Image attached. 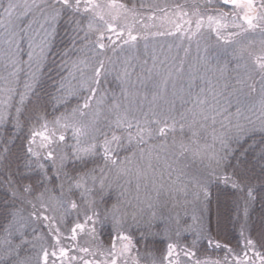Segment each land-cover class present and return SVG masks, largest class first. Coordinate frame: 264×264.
Masks as SVG:
<instances>
[{
  "label": "snow or ice",
  "instance_id": "snow-or-ice-1",
  "mask_svg": "<svg viewBox=\"0 0 264 264\" xmlns=\"http://www.w3.org/2000/svg\"><path fill=\"white\" fill-rule=\"evenodd\" d=\"M175 8L174 15L183 23L159 8L164 15L156 26L138 19L135 5L130 8L122 0H7L6 5L0 0V129L8 123L16 130L25 122L31 125L28 146L15 161L9 159L10 138L0 140V189L5 193L0 197V264H142L137 248L141 243L143 264H182L181 253L183 264H221L197 258L200 239L209 248H227L223 264H264V253L257 250V244L264 248V217L259 239L245 236L251 209L257 201L264 207V0H217L216 4L204 0L203 5L193 3L190 11L181 4ZM129 17L134 23L128 22ZM62 21L73 34L71 46L62 54L67 76L57 83V94L47 95L54 111L70 96L87 95L82 104L48 120V101L39 103L41 74ZM135 23L145 31H134ZM165 23L174 27L165 28ZM153 27L157 30L148 31ZM204 27L215 34L217 45L234 46L229 54L237 63L232 69L228 61L220 62L215 45L205 44L204 54L199 55V40L196 62L187 67L184 59H161L154 48L151 67L147 59L143 61L147 80L152 81L149 100L147 94L140 97L135 91L132 57H126L118 70L109 67L113 64L109 51L113 55L134 51L145 41L147 55L150 37L191 42ZM78 41L82 43L76 50ZM188 52L185 48V56ZM113 71L119 96H109L103 86ZM230 71L235 73L231 78ZM137 80L146 86L142 73ZM66 85L71 87L65 90ZM102 110L107 115L101 125ZM188 158L201 165L195 174L181 166ZM69 164L83 168L70 175ZM213 184L231 193L227 206L244 238L242 254L214 241L205 221L206 207L199 215L192 214V223L181 221L177 209L188 203L205 204ZM190 188L192 201L187 200ZM177 192L185 197L183 202L177 200ZM169 203L163 231L169 242L157 261L148 244L155 245L161 235L153 230L154 222L164 219L157 209ZM56 211L61 212L60 223L75 213L76 220L67 221L69 235L62 236L55 216L48 214ZM105 224L114 234L107 246L98 231ZM190 234H194L191 244H182L180 238ZM79 235L89 242L81 245ZM14 239L19 243L14 244ZM62 239L76 242L75 248L65 247ZM28 249L32 254L21 258V250ZM70 250L74 254L69 255Z\"/></svg>",
  "mask_w": 264,
  "mask_h": 264
},
{
  "label": "trees",
  "instance_id": "trees-1",
  "mask_svg": "<svg viewBox=\"0 0 264 264\" xmlns=\"http://www.w3.org/2000/svg\"><path fill=\"white\" fill-rule=\"evenodd\" d=\"M4 4H7V0H3ZM123 3L127 4L128 7H132L135 5L136 7V14L138 19L142 20L144 23L150 24V25H156L159 26L161 24V20L159 19L164 15L163 12L159 10V8L152 6L148 7V3L142 0H122ZM259 2V0H257ZM193 3H199L194 1H188V2H176L173 3V5H168L165 8L167 9L168 13L170 14V17L172 20H175L178 23H182L183 21H180L178 17L174 15L176 12L175 5L181 4L185 6V10L190 11L191 6ZM143 4L144 7H140V5ZM201 4V3H199ZM203 11V9H201ZM149 16L156 17L153 20H149ZM193 18V17H192ZM187 19V18H186ZM129 23H134L131 17H129L128 20ZM174 27V25H170L168 23H165L164 27ZM157 28H149L148 31H156ZM164 30V29H159ZM134 31L144 32L145 29L143 28L142 24L135 23L134 24ZM72 28L67 22H61L56 29L55 38L52 42L51 51L48 55V60L46 61L43 71L41 74V81L43 84V88L40 90V101L39 103L44 104L45 101H48L46 104L47 113H48V120H51L53 115H59L60 112L63 111H71L72 108H75L78 103H83V96L87 95V93L82 92L79 96H70L67 100L66 104H63L59 107L57 110H53V102L50 101L49 96L47 93L51 94H57L55 93V87L57 86V83L61 80L62 77L67 76V70L65 68H62L61 65L64 63V57L63 52L66 48H69L71 46V37H72ZM172 37V36H164V37H156L152 38L150 37L147 43L150 41L154 42L156 45L161 43L160 45H165L167 42L165 38ZM211 39L213 41H216L215 36L212 35ZM162 40L161 42H159ZM194 40V38H193ZM192 40V41H193ZM171 41V40H170ZM191 41V42H192ZM172 42V41H171ZM184 42V41H183ZM189 42V44L191 43ZM81 41H78L76 44V50L80 48ZM165 43V44H163ZM172 43L177 44V41H173ZM145 41H140L138 44V48L136 50V54H131V50H125L124 52H117L115 55H113L110 51L108 53L109 56H112L113 64H110L109 67H113L116 70L119 69L121 66L123 60L126 57H132L131 59V65L134 66L135 71L132 74L131 80L136 83L135 91L140 93V97H142L144 94L148 95V99L151 100V92L153 90L152 88V81L147 80V72L143 71L144 65L143 61L145 59L148 60L147 67H151V53L153 49L147 50V55L145 54V48H144ZM185 44V43H184ZM155 45V46H156ZM91 47V45H89ZM74 50V51H76ZM77 54L82 55L81 53ZM76 57L73 56L72 59H75ZM177 58V57H176ZM182 58H177V62ZM131 70V69H130ZM142 73V75L145 77V84L141 85L140 82L137 80V74ZM23 79V74H21ZM76 77L79 79V72L76 73ZM71 79V78H69ZM75 81V82H74ZM71 84H76V80H71ZM104 88L107 89V92L109 96H111L112 93H115L116 95H120V84L116 80V71H113L111 74L107 75L106 77V83H104ZM68 87H71V85H66V89ZM22 90V85L21 89ZM131 90V89H130ZM35 99V98H34ZM139 99V98H138ZM160 105H163V101L158 102ZM148 103H144V111L148 110ZM179 107V106H178ZM107 115L106 110H102L100 121L101 125L103 124L104 116ZM85 119H90V117H86ZM32 124H35V121H32ZM31 125L27 122L24 123V126L20 128L19 130H16L13 128L12 123H8L5 125L3 129H0V140H3L5 138H10L11 140V155L9 157L10 160L15 161L17 155H23V152L26 150L28 146V137H29V129ZM36 127L39 128V124H36ZM51 127V126H50ZM256 139L259 140V133H257ZM37 142H39V137H37ZM67 142L71 144L73 141L71 139V133H68V140ZM171 142V138H169V143ZM47 163V162H46ZM187 166L186 171L191 175L195 174L198 169H200L201 165L198 161H193L191 158H188L187 160H183L181 163V166ZM83 168V165L77 164L75 168L72 167L71 164H69V174L73 175L75 174L79 169ZM0 171H3V165H0ZM184 183L187 182V178L184 179ZM181 185H177V187H180ZM127 187V186H126ZM194 191V189H189V195L187 196L188 201H192L193 197L191 195V192ZM5 195L3 189H0V197H3ZM177 198V200H180L183 202L185 197L183 195H180L179 192L174 194ZM112 199H115V196L113 195ZM231 204V193L228 190H224L222 185H215L213 184L209 191V197L208 200L205 202V204H199V203H191V210L185 211L184 208H179L177 211L180 213L181 221L182 223L184 221H187L188 223H192V214L195 212L197 215L200 214V211L206 207L205 212V221L206 223L210 224L212 234L214 237V241L218 240L221 245H226L227 247L232 248L234 253H240L242 254V249H244V238L240 235V228H239V222L235 220L234 215L231 213L230 208L227 205ZM146 207V206H145ZM172 205L171 203L168 204L167 208H158L157 214L158 216H163L164 219H157L154 227V231L161 233V235L157 236L156 244L153 245L151 243L148 244L149 250H155V258L157 261H159L165 251H166V245L169 242L167 238L163 236V231L165 228V221L167 220L169 216V209H171ZM150 211V210H146ZM191 211V212H190ZM186 213H191V215H186ZM50 216L54 215L56 224L61 228L62 230V236L69 235V226L67 221H75L76 215L73 213L72 216L67 218V221L65 223H60V216L61 212L56 211L55 213H48ZM174 215V213H172ZM262 217H264V207L261 206L259 201L256 202L254 207L251 209L250 212V218L248 221L249 228L245 231V236H251L253 239L258 240L259 237L256 236L255 232H253L254 229L261 231L262 227ZM81 221L83 220V217H80ZM254 223V225H253ZM171 227L174 229L175 225L172 224ZM43 231L46 233L47 229H43ZM100 232V239L104 242L105 246H107L108 241L114 235L112 233L111 225L105 224V226L102 229H98ZM133 233L136 232V229H132ZM194 234L187 235V238L184 237L180 238V241L182 244H191V241L193 239ZM31 238V237H29ZM138 238V235L134 236V240ZM172 240L175 241L176 237L173 234ZM77 241L84 245L89 242V238L84 235H79L77 237ZM13 243H19L18 239H14ZM62 243L65 247H71V249L75 248L76 242H72L68 239H62ZM137 248L139 249V252L141 253V260L143 264V260L145 259L144 253H145V245L143 243L137 245ZM257 250H259L261 253H264V248H260L259 244H257ZM2 251V249H0ZM31 249H28L27 251L21 250L20 256L21 258L25 257L26 255L32 254ZM197 252V258L201 260L210 259L212 261H220L221 264H223L225 255L227 253L226 247H221L220 249L215 248H209L206 240L200 239L199 243L197 245V248L195 249ZM250 255L252 256L251 251H249ZM74 254L72 250L69 251V255ZM79 255L83 256V253H80ZM89 259H93L92 257H88ZM181 261L183 264V261L185 260V257H183V254L181 253ZM131 264V262H129ZM256 264H259V261L256 262Z\"/></svg>",
  "mask_w": 264,
  "mask_h": 264
},
{
  "label": "rangeland",
  "instance_id": "rangeland-1",
  "mask_svg": "<svg viewBox=\"0 0 264 264\" xmlns=\"http://www.w3.org/2000/svg\"><path fill=\"white\" fill-rule=\"evenodd\" d=\"M145 1L146 3L155 6L157 8H165L166 6L168 7V5H173V3L176 2H188V1H194V2H199L201 3V5H203L204 0H142ZM217 0H213V4H216ZM231 6H227V8L230 9ZM193 21H195V17L192 18ZM183 23V22H182ZM184 27L187 29L189 27V25H184ZM191 29L195 30V23H193L191 25ZM215 36L214 33H210L209 30L207 29V27H204L201 30V34H199L197 37L194 38V40L189 44V41L187 39H184L181 43L180 40H178L176 37H167L165 38L167 42L165 45H160L159 44H155L154 42L150 41L148 42V49L147 50H151L154 49L156 50L157 55L163 59L165 56H167L169 58V60H171L173 57H177V58H182L185 60V67H187V65L189 63H195L197 56H198V52H197V40H199L200 43V52L199 55H203V48L205 46V44H212L215 45L216 48L214 50H218L220 52V55L218 57V59L220 60L221 63L228 61L229 62V69H232L235 64L237 63V61L233 60L231 55L229 53H231L232 49H233V45H217L216 41H213L211 39V37ZM255 39L258 41L260 39L259 34H255ZM177 41V44L172 43L171 41ZM162 40H160L159 42H161ZM246 42V41H245ZM185 43V44H184ZM156 45V46H155ZM169 45H171V51H169ZM177 45H179V47H177ZM185 48H189V52L188 55L185 56L184 53V49ZM162 49V51H161ZM258 51V48H257ZM131 54H136V50L134 51H130ZM144 56H145V52H144ZM176 58V60H177ZM215 62V61H213ZM242 63V62H241ZM235 73H232L231 71L228 73L229 78H231L232 76H234ZM78 79V78H77ZM75 82V81H74ZM172 89H171V85H169V94L171 93ZM235 102V101H233ZM234 111V108H233ZM176 194V193H174ZM180 195H183L182 193H180ZM146 208V207H145ZM191 203H188L186 205V207H184L185 211H189L191 210ZM146 210H148L146 208ZM191 212V211H190ZM186 215H191V213H186ZM254 225V223H253ZM253 232H255L256 236L259 237V233L260 231L254 229ZM248 254L250 255V253L248 252Z\"/></svg>",
  "mask_w": 264,
  "mask_h": 264
}]
</instances>
